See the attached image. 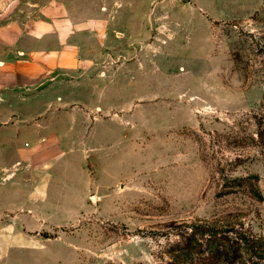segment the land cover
Here are the masks:
<instances>
[{
    "label": "rangeland",
    "instance_id": "rangeland-1",
    "mask_svg": "<svg viewBox=\"0 0 264 264\" xmlns=\"http://www.w3.org/2000/svg\"><path fill=\"white\" fill-rule=\"evenodd\" d=\"M46 1L0 0V24ZM120 1L89 92L41 116L65 144L38 200L0 119V264H160L175 224L226 217L264 238V0Z\"/></svg>",
    "mask_w": 264,
    "mask_h": 264
},
{
    "label": "crops",
    "instance_id": "crops-1",
    "mask_svg": "<svg viewBox=\"0 0 264 264\" xmlns=\"http://www.w3.org/2000/svg\"><path fill=\"white\" fill-rule=\"evenodd\" d=\"M124 7L120 0H47L31 15L0 24V45L6 49L0 59V119L7 123L14 115L21 130L10 144L23 146L20 163L33 173L32 200L48 192L64 154V141L39 136L46 122L41 116L53 107L65 112L74 91L86 96L89 88L74 82L88 77L102 58V46L109 47L120 32L129 13Z\"/></svg>",
    "mask_w": 264,
    "mask_h": 264
},
{
    "label": "trees",
    "instance_id": "trees-1",
    "mask_svg": "<svg viewBox=\"0 0 264 264\" xmlns=\"http://www.w3.org/2000/svg\"><path fill=\"white\" fill-rule=\"evenodd\" d=\"M249 186L252 196L261 198L253 183ZM226 219L175 224L168 259L160 264H264V238L255 235L243 222Z\"/></svg>",
    "mask_w": 264,
    "mask_h": 264
}]
</instances>
